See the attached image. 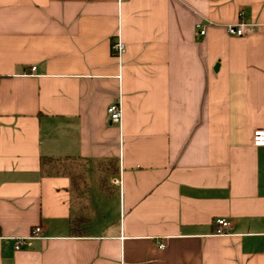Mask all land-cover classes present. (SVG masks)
Instances as JSON below:
<instances>
[{
	"label": "crops",
	"instance_id": "1",
	"mask_svg": "<svg viewBox=\"0 0 264 264\" xmlns=\"http://www.w3.org/2000/svg\"><path fill=\"white\" fill-rule=\"evenodd\" d=\"M257 130L264 0H0V264H264Z\"/></svg>",
	"mask_w": 264,
	"mask_h": 264
},
{
	"label": "built area",
	"instance_id": "2",
	"mask_svg": "<svg viewBox=\"0 0 264 264\" xmlns=\"http://www.w3.org/2000/svg\"><path fill=\"white\" fill-rule=\"evenodd\" d=\"M242 16V12L239 13V17ZM210 23H199L197 25V31L199 36H204L206 32V27ZM249 27H255L254 25L251 24H244V23H238L236 25H228L226 26V32L229 36L233 37H244L247 35V31ZM111 51L113 56L117 59L119 63H121V58L123 54L126 51L125 44L122 42L119 36H116L114 41H112L111 45ZM35 69L33 68V71ZM107 115H108V121L112 125H120L121 119H122V110H121V105L120 102L117 101L116 103L110 105L107 109ZM253 145L255 147H264V130H257L253 133ZM119 182L117 180L114 181V184H118ZM215 225L217 226L216 234H224V231L228 228H230V223L224 219H217L215 221ZM41 229L35 228L34 234H32L28 238H20L16 239L14 242V248L15 250L21 249V247L24 245V243L32 238H37L38 234H40Z\"/></svg>",
	"mask_w": 264,
	"mask_h": 264
},
{
	"label": "trees",
	"instance_id": "3",
	"mask_svg": "<svg viewBox=\"0 0 264 264\" xmlns=\"http://www.w3.org/2000/svg\"><path fill=\"white\" fill-rule=\"evenodd\" d=\"M42 169L44 170V174L50 176V175H55L60 173V171H66L65 168L60 167L59 165L61 164L60 161H53V160H49V159H43L42 162ZM112 167H110L109 172H112L114 169V165L111 164ZM62 169V170H61ZM80 177L75 178L76 183L78 184ZM85 217L82 214H77L71 222V228H70V232L71 234H75V235H84L86 233V228L82 227L81 225L83 223H85Z\"/></svg>",
	"mask_w": 264,
	"mask_h": 264
},
{
	"label": "rangeland",
	"instance_id": "4",
	"mask_svg": "<svg viewBox=\"0 0 264 264\" xmlns=\"http://www.w3.org/2000/svg\"><path fill=\"white\" fill-rule=\"evenodd\" d=\"M79 170H81V169H79ZM85 179H86L85 182H84V180H81V182L78 183L79 186H81L80 191H81L82 198L85 201L84 203H87L86 199H88V200L91 199V200L95 201V199H97V195H99L98 187L102 186L103 183H105V182H103V179H100V182H97L94 179L91 180V178H85ZM106 186H108L107 182H106ZM110 186H111V184H110ZM106 206H107V204H106ZM108 206H110V204Z\"/></svg>",
	"mask_w": 264,
	"mask_h": 264
}]
</instances>
